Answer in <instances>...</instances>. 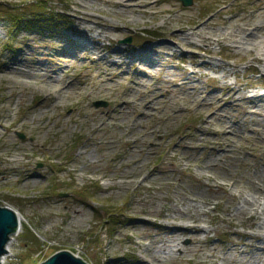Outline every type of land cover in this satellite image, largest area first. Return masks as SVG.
<instances>
[{
  "label": "rangeland",
  "instance_id": "374dc122",
  "mask_svg": "<svg viewBox=\"0 0 264 264\" xmlns=\"http://www.w3.org/2000/svg\"><path fill=\"white\" fill-rule=\"evenodd\" d=\"M31 1L0 0V205L25 218L4 264H40L63 249L87 264H221L246 258L228 251L234 244L264 247L248 236L252 220L235 215L238 198L264 182V133L253 131L264 120L240 99L261 96L264 112V64L230 37L264 21V0H153L156 15L115 0H43L51 25L14 28L7 8ZM196 26L202 36L176 46L171 33ZM49 76L58 85L47 88ZM150 94L140 117L130 102ZM106 210L119 222H106Z\"/></svg>",
  "mask_w": 264,
  "mask_h": 264
},
{
  "label": "bare ground",
  "instance_id": "6f19581e",
  "mask_svg": "<svg viewBox=\"0 0 264 264\" xmlns=\"http://www.w3.org/2000/svg\"><path fill=\"white\" fill-rule=\"evenodd\" d=\"M116 3L120 4L121 7L125 8L126 10H128L131 13H142L143 15H145L146 13L149 14H154L156 15L155 12H152L153 9H156V1L153 0H115ZM133 3V4H131ZM83 9V8H82ZM82 9L81 7H78V11L82 13ZM132 9V10H131ZM262 10H264V6H262L261 8ZM157 12V11H156ZM157 13L160 14H164L165 11H158ZM130 16L127 15H120V22H122L125 27L127 23L132 22L129 19ZM264 18V17H263ZM85 20H89V18H82ZM166 18H164L165 20ZM168 19H173V16L170 15L168 17ZM95 23H99V22H95ZM214 21L210 20L209 24L210 25H214ZM136 24V23H133ZM119 27L116 26V29H118ZM193 31L188 33L186 35V30L184 29H179L176 30L175 32L171 33V37L176 39H179L178 43L174 40V43L176 44V46L180 47V44L183 43H187L190 44L187 40L188 37L190 36V34H195L197 36H202L201 35V31L202 29L198 26H196L195 28L192 29ZM183 35V36H181ZM231 39L234 40V42L237 44V47L239 48H246L248 49V53H250L252 55V59L259 61L261 63L264 64V52L262 53V51H264V21L263 22H253L252 20L245 22L243 25L239 26V33H235L232 34ZM206 41L208 43H212L213 41L216 42H220L221 41V36L217 35V36H206ZM167 48V47H166ZM169 48V47H168ZM253 53V54H252ZM60 57L64 58V59H68L69 55L66 54V52H63V50L61 51ZM117 62L112 61L111 66H115ZM120 65V64H119ZM117 66V65H116ZM118 67V66H117ZM18 69L14 68L13 72L15 73H19V71H17ZM264 70V69H263ZM20 73L22 74V76H25L27 78H31V77H36V75H34L32 72L29 71H21ZM39 77H41L42 75H38ZM143 76L146 77V75L143 74ZM109 78L108 81H112V77L108 74H106L104 77H101V80L103 81L105 78ZM46 79V81L44 82L45 86L47 88H50L52 86H56L58 85V79H55L54 77H44ZM144 77H142V79H140L138 82H134V80H131L130 83L137 85V86H142L144 84ZM189 89H192L189 87ZM227 92L230 93V96H234V92H235V87H231V86H226ZM237 91V90H236ZM64 92V89H61L59 91V94L61 95V93ZM202 94H200L199 97H201ZM211 96V100L214 99L213 94L210 95ZM264 96V94L262 95ZM60 97V96H59ZM134 98V95L130 96ZM152 94H150L148 97L144 96L141 100H136L135 102H130L132 105H134L135 107H139L142 109V112L140 113V117L144 116L146 113L149 112V110L152 109L154 103L153 100L154 98H151ZM198 97V98H199ZM205 97H203L201 100L202 102L204 101ZM241 100L247 101L251 106H253L255 109L253 111H251L253 109V107H251L250 109H246V112H249V114L252 115V117H259L261 118V121L264 120V112H262L259 108V102L261 100V96L254 94L252 96H241L240 98ZM195 100V98L193 99V101ZM213 101V100H212ZM233 102V101H232ZM220 104V103H218ZM127 105V102H124L121 104V106H125ZM219 112V111H218ZM260 124H262V122H260ZM253 131L255 132V134H257L259 137L261 135V133H264V126L263 127H255L253 128ZM237 132L236 130H233L231 127H227L226 131H225V136L229 137V138H234L237 136ZM241 136V135H240ZM221 155H227V150H222V151H218L216 153V158L220 157ZM207 167H210L211 165L206 163ZM30 178V175H25L24 180L28 181ZM254 185V191L249 195V196H245L242 195L241 197L238 198V208L237 211L235 213V215H241V216H246L247 218L252 220V232L248 234V236H250L249 238L251 239H257L259 237H264V202H262L260 199H264V182H259L256 181ZM234 199V198H233ZM15 214L17 216L18 219V228L16 230V232L14 233L15 235H18V233L21 231V228L23 226V222H25V218L24 216L20 213V212H16ZM144 221L142 220H134L133 223L135 224L134 226L137 227L139 226L141 223H143ZM176 231H186L189 232L192 228H194V230L196 232H202L203 228L201 226H193L192 228L188 227V226H183L181 224L176 225ZM244 235H247V233H244ZM12 238L10 237L9 241L7 242L5 248L6 251L5 253L0 257V264H4L6 258L8 257V252H9V247L12 244ZM243 247L246 248V251H240L238 249V245L234 244L233 247L229 248L228 251L234 252L239 254L240 256H246V258H239L236 260L231 259V257H226V255H223L222 257V263H230V264H264V255H256V254H252L251 251L252 249L255 250H259L264 252V247H259L253 243H249V242H244L243 243ZM155 262H158V260H155ZM141 264H149L148 261H143L141 262Z\"/></svg>",
  "mask_w": 264,
  "mask_h": 264
},
{
  "label": "water",
  "instance_id": "95a60500",
  "mask_svg": "<svg viewBox=\"0 0 264 264\" xmlns=\"http://www.w3.org/2000/svg\"><path fill=\"white\" fill-rule=\"evenodd\" d=\"M184 6H190L193 0H180ZM131 39L127 38L123 42L128 43ZM96 106H107V102L97 101ZM21 137H24L20 134ZM62 197L67 196V194H60ZM18 228V219L15 211L12 209L0 205V257L6 251V244L9 241L12 234L16 232ZM40 264H87L77 255H74L67 249L59 250L54 252L48 258H46Z\"/></svg>",
  "mask_w": 264,
  "mask_h": 264
},
{
  "label": "trees",
  "instance_id": "16d2710c",
  "mask_svg": "<svg viewBox=\"0 0 264 264\" xmlns=\"http://www.w3.org/2000/svg\"><path fill=\"white\" fill-rule=\"evenodd\" d=\"M15 8L16 10L13 12V9ZM47 8V4L43 0H34L30 3L17 4V6L8 7V14H6V16L8 18L7 20L13 24L14 28H19L20 26L29 27L33 25L32 23H36L37 28H40V26L46 27L48 24L51 25V19L49 18L51 13H48ZM23 9H27L29 15H26L25 13L22 15V12H24ZM80 194L83 193L80 192ZM105 212L107 213V218L105 219L106 222L113 221L115 224L119 222L118 219H115V216H120L121 213L117 212L119 215H116L113 211L110 212L106 210ZM105 221L103 220L102 225L105 224Z\"/></svg>",
  "mask_w": 264,
  "mask_h": 264
}]
</instances>
